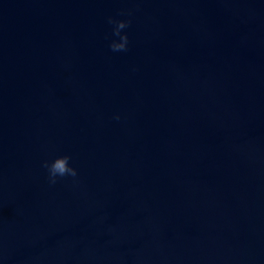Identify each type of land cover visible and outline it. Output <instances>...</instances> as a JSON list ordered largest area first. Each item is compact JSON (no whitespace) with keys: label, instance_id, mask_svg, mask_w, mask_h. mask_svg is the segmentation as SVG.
<instances>
[{"label":"water","instance_id":"obj_1","mask_svg":"<svg viewBox=\"0 0 264 264\" xmlns=\"http://www.w3.org/2000/svg\"><path fill=\"white\" fill-rule=\"evenodd\" d=\"M0 264H264V0H0Z\"/></svg>","mask_w":264,"mask_h":264},{"label":"clouds","instance_id":"obj_2","mask_svg":"<svg viewBox=\"0 0 264 264\" xmlns=\"http://www.w3.org/2000/svg\"><path fill=\"white\" fill-rule=\"evenodd\" d=\"M108 23L113 25L112 35L118 37V39H113L111 41L110 49L113 52L127 51L129 46V35L123 30L130 26L131 20L109 17ZM115 119L119 120V115H117ZM71 160L72 157L70 155H63L55 158L51 162H44L43 167L47 169L48 181L51 185H55L61 178H76L78 176V169L71 165Z\"/></svg>","mask_w":264,"mask_h":264}]
</instances>
